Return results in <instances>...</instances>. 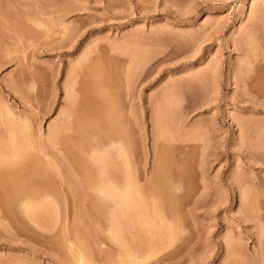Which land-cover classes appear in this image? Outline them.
<instances>
[{
  "label": "rangeland",
  "instance_id": "obj_1",
  "mask_svg": "<svg viewBox=\"0 0 264 264\" xmlns=\"http://www.w3.org/2000/svg\"><path fill=\"white\" fill-rule=\"evenodd\" d=\"M147 236L149 264H264V0H0V264Z\"/></svg>",
  "mask_w": 264,
  "mask_h": 264
},
{
  "label": "bare ground",
  "instance_id": "obj_2",
  "mask_svg": "<svg viewBox=\"0 0 264 264\" xmlns=\"http://www.w3.org/2000/svg\"><path fill=\"white\" fill-rule=\"evenodd\" d=\"M19 128H18V126H17V130H18ZM19 131V130H18ZM12 133V132H11ZM24 134V133H23ZM22 134V135H23ZM13 135V134H12ZM20 135V134H19ZM21 135V136H22ZM15 137V136H14ZM123 146V145H122ZM124 152V151H123ZM135 167V166H134ZM133 167V168H134ZM132 168V169H133ZM37 169H39V168H37ZM128 171V170H127ZM132 171V170H131ZM130 171V172H131ZM33 172V171H32ZM37 172H38V170H37ZM133 172V171H132ZM32 174H34V173H32ZM134 174V172L132 173V175ZM36 175V174H35ZM41 176V175H40ZM43 176V175H42ZM127 176H128V174H127ZM43 179V178H42ZM126 180H127V178H125ZM17 180V179H16ZM20 180V179H19ZM125 180V181H126ZM134 180V179H133ZM40 181V180H39ZM135 181V180H134ZM136 182V181H135ZM134 182V183H135ZM20 183V182H19ZM31 183V182H30ZM134 183H132V184H134ZM137 183V182H136ZM135 183V184H136ZM128 184H130V183H128ZM126 185V184H125ZM128 186V185H127ZM137 186V185H136ZM135 185H132V186H129L130 187V189H132V191L130 192V193H128V194H130L131 195V193H132V195H131V199L133 200L134 198H135V202L137 201L136 199V197L138 196L137 195V187H136ZM4 187V186H3ZM32 187V186H31ZM8 188V187H7ZM26 188H28V187H26ZM140 188V187H139ZM138 188V189H139ZM20 189V188H19ZM30 189V188H29ZM102 189V188H101ZM127 189V188H126ZM26 190V189H25ZM102 191V190H101ZM10 192V191H9ZM126 196V195H125ZM123 197V196H122ZM127 197V196H126ZM128 198L130 199V197H129V195H128ZM141 198V197H140ZM127 199V198H126ZM139 199V198H138ZM124 200V199H123ZM124 203V206L126 205L125 204V201L123 202ZM134 203V202H133ZM138 203V202H137ZM139 205H141V203H140V201H139V203H138ZM138 204H136L137 206H139ZM134 206V205H133ZM136 206V208H138ZM140 208V207H139ZM129 209V208H128ZM143 209L145 210V208H144V205H143ZM136 210H138V209H136ZM143 210V211H144ZM142 211V212H143ZM135 212V211H134ZM138 212V211H137ZM145 212H146V210H145ZM145 212H143V214L141 213L140 214V218L139 219H133L131 222H133V223H131L130 221V224H132V225H135V226H137V227H142V229L144 228V227H146V228H151V227H153V226H151L152 225V221L153 220H151V218H149L148 216H147V218H146V215H145ZM145 215V217H143ZM150 215V214H149ZM136 216V215H135ZM141 216H142V218H141ZM157 216V215H156ZM137 217V216H136ZM153 217V216H152ZM157 218V217H156ZM159 219V218H158ZM88 220V219H87ZM156 220V219H155ZM155 220H154V222H155ZM116 221V220H115ZM113 222V221H111L112 223L111 224H109V225H111L112 227H116V225L118 224V223H116V222H118V221H116V222ZM120 221V220H119ZM127 221V220H126ZM85 222V221H84ZM95 222V221H94ZM110 223V222H109ZM125 223V222H124ZM105 225V224H104ZM119 225V224H118ZM120 225H121V223H120ZM131 225V226H132ZM153 225H154V223H153ZM110 226V227H111ZM123 226V225H122ZM134 226V227H135ZM112 227H111V229H112ZM133 227V226H132ZM155 227V226H154ZM117 228V227H116ZM122 228V227H121ZM96 229V228H95ZM115 229V228H114ZM119 229V228H118ZM132 229H134V228H132ZM137 230V229H136ZM143 230H145V228L143 229ZM99 231V230H98ZM141 231V230H140ZM112 233V232H111ZM141 233V232H140ZM143 233V232H142ZM120 234V233H119ZM153 234V233H152ZM86 235V234H85ZM102 235V234H101ZM137 235V234H136ZM143 236V235H142ZM97 237V236H96ZM152 237V236H151ZM151 237L150 236H147V239H148V241H147V244H146V246L144 247V249H142L143 251H140L141 253H139V254H142V252H143V254L142 255H139L138 253L137 254H135V253H132L131 251H130V247H129V245H127L128 243H124V244H122L121 242L122 241H118V243H116V248H117V251H118V253L120 252L121 253V251L123 252V253H125L126 252V254H124V256H126L125 258H124V260L127 258V256H128V258H130V259H128V261H129V263L128 264H131V262H132V264H134L135 262V264H143V263H145V264H149L150 263V261H152V259H153V257H154V252L152 251L153 250V247H152V239H151ZM99 239V238H98ZM131 239V238H130ZM129 239V240H130ZM96 240V239H95ZM101 240H102V238H101ZM117 240H115V242H116ZM124 241H126V240H124ZM133 241V240H132ZM131 241V242H132ZM68 242V241H67ZM96 242H98V241H96ZM110 242V241H109ZM114 242V241H113ZM120 242V243H119ZM134 242V241H133ZM88 243V242H87ZM102 243V242H101ZM107 243V242H106ZM139 243H140V240H139ZM93 244V243H92ZM110 244V243H109ZM138 244V243H137ZM74 245V244H73ZM80 245V244H79ZM114 245V244H113ZM132 246V245H131ZM141 246V245H140ZM74 247V246H73ZM78 247V246H77ZM87 247V246H86ZM112 247H114V246H112ZM67 248V247H66ZM132 248V247H131ZM142 248V247H141ZM70 250V249H69ZM82 250V249H81ZM85 250V249H84ZM103 250V249H102ZM132 250V249H131ZM134 250V249H133ZM132 250V251H133ZM73 251V250H72ZM79 251V250H78ZM83 251V250H82ZM87 252H88V250H86ZM104 251V250H103ZM135 251H136V249H135ZM71 252V251H70ZM130 253V254H128V253ZM134 252V251H133ZM137 252V251H136ZM83 253V252H82ZM123 253H122V256H123ZM72 254H73V252H72ZM80 254V253H79ZM94 255V254H93ZM118 255V254H117ZM71 256V255H70ZM73 256H74V254H73ZM75 256H76V254H75ZM87 256V255H86ZM90 256V255H89ZM123 256V257H124ZM77 257H78V255H77ZM83 257L84 256H82V259H81V256L80 257H78L77 258V260L75 259L74 261L76 262V264H87V262L84 260L83 261ZM111 257H113V256H111ZM120 257V256H119ZM55 258V257H54ZM57 259V258H56ZM109 259V258H108ZM111 259V258H110ZM109 259V260H110ZM134 261H133V260ZM166 259H168L167 258V256H166V258H163L162 259V263H165L166 262ZM87 260V259H86ZM130 260H132V261H130ZM55 261V260H54ZM64 261V260H63ZM105 261V260H104ZM121 261V260H120ZM127 260H126V262H128ZM56 262V261H55ZM86 262V263H85ZM88 262H89V260H88ZM118 262V261H117ZM123 262H125V261H123ZM59 263L60 264H64V262L63 263H61L60 261H59ZM65 264H68V263H66L65 262ZM71 264H75V263H71ZM118 264V263H117ZM166 264V263H165Z\"/></svg>",
  "mask_w": 264,
  "mask_h": 264
}]
</instances>
